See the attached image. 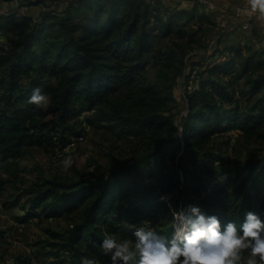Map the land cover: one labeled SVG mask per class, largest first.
Segmentation results:
<instances>
[{
	"label": "trees",
	"instance_id": "1",
	"mask_svg": "<svg viewBox=\"0 0 264 264\" xmlns=\"http://www.w3.org/2000/svg\"><path fill=\"white\" fill-rule=\"evenodd\" d=\"M163 11L147 0H67L62 14L53 9L36 16L0 13V30L10 23L17 28L10 47L0 54V66H6L0 77L5 106L0 112V159L24 146H63L79 132L72 120L85 110L91 111L92 121H103L108 128L148 135V146L134 161L112 164L96 178L78 172L76 178H44L25 189L32 194L27 216L40 208L50 217L66 204L83 203L80 218L58 235V251H51L64 254L57 259L60 264H81L86 255H95L98 264H111L100 246L104 233H117L126 222L169 210L167 201L175 212L199 204L222 222L242 219L245 210L264 217V152L233 168H217L222 155L210 143L213 132L229 128L247 138L264 136V71L249 73L252 66H264V47L247 53L240 45L217 49L227 56L198 71L200 79L186 88L187 112L177 122L166 113L173 98L170 87L145 79L147 55L154 49L167 67L181 70L176 49L155 46L153 34L159 29L166 36L176 30L184 36L182 24L196 19L199 28L213 20L197 5ZM236 60L235 71L245 76L253 99L245 111L241 91L236 94L232 81L221 78L222 72L232 76ZM203 72L211 77H201ZM22 75L28 76L26 85L21 84ZM36 86L49 95L46 108L29 102ZM58 128L68 134L56 139ZM137 165L148 170L140 180L130 178ZM175 221L160 232L175 235Z\"/></svg>",
	"mask_w": 264,
	"mask_h": 264
},
{
	"label": "rangeland",
	"instance_id": "2",
	"mask_svg": "<svg viewBox=\"0 0 264 264\" xmlns=\"http://www.w3.org/2000/svg\"><path fill=\"white\" fill-rule=\"evenodd\" d=\"M147 1L162 12L169 8H190L197 5L199 12L207 13L213 20L211 24L204 22L199 28L196 19L182 24L180 27L185 33L184 36H180L176 30L166 36L162 35L159 29L153 34L155 46L168 45L176 49L178 58L175 62L181 70L176 67H167L164 64L163 55L160 51L156 53L154 49L147 55L145 79L163 87H170L173 98L168 102L166 113L177 122H180L187 112L186 88H190L196 79H200L197 76L198 71L204 65L212 61L217 62L220 58L224 60L227 56V52L217 49H222L229 44L240 45L241 51L247 53L251 48L264 47V18H259L256 13L252 14L250 27L246 28L243 23L245 16L238 18L235 15L236 8H250L249 0H207L213 6H209L206 0ZM66 2L67 0H46L47 6L36 4L26 9L22 8L26 4L25 0H0V13H12L16 17L23 13L36 16L41 11L53 9L58 14H62V8ZM178 21L180 23L182 19ZM16 32L17 28L13 23L0 30V54L10 47V38L14 37ZM237 61L232 68V76L222 72L221 78L232 81V87L235 86L237 89L236 94L241 91L244 101L241 108L245 111L251 106L253 99L248 94L245 76H240L235 71L238 67ZM191 67L196 71L189 74ZM260 71H264V66H252L249 73L255 75ZM5 72L6 66L1 65L0 77ZM205 76L211 77V74L203 72L201 77ZM27 81L28 76L22 75L21 84L26 85ZM47 105L48 103L43 107L46 108ZM4 109V103L0 99V112ZM90 113L91 111L85 110L73 118L74 130L84 132L85 139L74 148L67 150L61 157L57 156V146L33 145L24 146L16 155H9L5 160L0 159V181L2 182L0 186V264H60L57 259L64 258V254L59 251L58 255H55L51 251L57 250V242L60 241L58 235L80 218L83 203L66 204L60 212L50 217L45 216L40 208L33 210L36 214L27 216L32 194L25 189L44 178H76L78 172L96 178L112 164L134 161L135 157L143 153L148 146V135L145 132L130 133L120 128H108L103 126V121H92L89 117ZM67 134L68 132L63 134L58 128L55 137L58 139L59 136ZM210 143L215 145L222 155L217 168H233L240 161L254 159L264 152V136L247 138L235 128L213 132ZM69 154L73 156L74 162L70 169L65 170L62 160ZM142 169V165H137L130 178L140 180L146 177L148 170ZM151 181L153 180L145 182ZM164 199L169 200L167 195ZM167 205L170 206L169 210L157 216L143 218L142 221L138 219L133 223L126 224V222L122 224L124 229L115 234L129 236L135 229L132 227L138 225H146L160 232L176 218V212L171 207L170 201L169 203L167 201ZM175 225H177V219ZM178 231L176 226L175 235Z\"/></svg>",
	"mask_w": 264,
	"mask_h": 264
},
{
	"label": "clouds",
	"instance_id": "3",
	"mask_svg": "<svg viewBox=\"0 0 264 264\" xmlns=\"http://www.w3.org/2000/svg\"><path fill=\"white\" fill-rule=\"evenodd\" d=\"M250 10L264 18V0H249ZM29 102L43 107L49 96L39 86L32 89ZM73 156L62 160L65 170ZM177 235L169 236L141 225L129 236L105 232L101 248L111 264H264V217L245 210L242 219L222 222L199 204L178 209ZM81 264H98L95 255L81 257Z\"/></svg>",
	"mask_w": 264,
	"mask_h": 264
},
{
	"label": "built area",
	"instance_id": "4",
	"mask_svg": "<svg viewBox=\"0 0 264 264\" xmlns=\"http://www.w3.org/2000/svg\"><path fill=\"white\" fill-rule=\"evenodd\" d=\"M207 1V0H206ZM209 6H213L212 3L210 1H207ZM29 6H32V5H27V4H24L22 6V8H29ZM252 14H255L254 12H252L250 10V8L248 9H243V8H236V11H235V15L236 17L238 18H243L244 16V26L246 28H249L250 27V20L252 18ZM212 41L214 39H211ZM196 70L194 69L193 72H195ZM85 139V133L82 132V131H79L73 135H70L67 140L65 141V143L63 144V146H60L57 148V156L61 157L67 150L71 149V148H74L78 143L82 142L83 140ZM169 203V201H168Z\"/></svg>",
	"mask_w": 264,
	"mask_h": 264
}]
</instances>
